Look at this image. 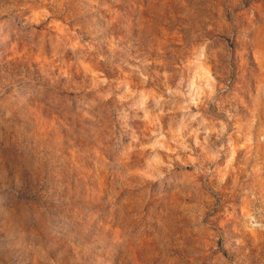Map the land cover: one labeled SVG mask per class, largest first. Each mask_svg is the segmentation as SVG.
<instances>
[{
  "label": "clouds",
  "instance_id": "1",
  "mask_svg": "<svg viewBox=\"0 0 264 264\" xmlns=\"http://www.w3.org/2000/svg\"><path fill=\"white\" fill-rule=\"evenodd\" d=\"M12 7L0 126L53 209L34 264H264V0Z\"/></svg>",
  "mask_w": 264,
  "mask_h": 264
},
{
  "label": "rangeland",
  "instance_id": "2",
  "mask_svg": "<svg viewBox=\"0 0 264 264\" xmlns=\"http://www.w3.org/2000/svg\"><path fill=\"white\" fill-rule=\"evenodd\" d=\"M12 4L13 0H0V35L20 27ZM33 151L26 135L5 133L0 126V264H34L28 251L29 229L46 233L50 227L52 218L46 212L53 209L45 198L51 197L32 167Z\"/></svg>",
  "mask_w": 264,
  "mask_h": 264
}]
</instances>
